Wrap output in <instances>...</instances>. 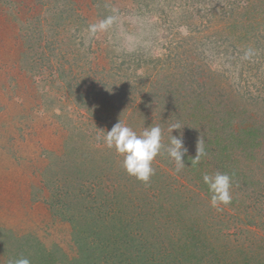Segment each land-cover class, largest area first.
<instances>
[{"label": "trees", "instance_id": "1", "mask_svg": "<svg viewBox=\"0 0 264 264\" xmlns=\"http://www.w3.org/2000/svg\"><path fill=\"white\" fill-rule=\"evenodd\" d=\"M262 3L264 0H0V106L4 107L0 108V125L11 105H15L20 119H6L3 125L10 132L11 127L19 122V132H26V124L22 123V119L32 116L23 109L20 100H32L33 97L37 102L36 110L41 111L35 94L39 88L41 92L48 84L58 82L60 88L54 89L61 90L63 87L72 96V100L66 103L68 110L71 104H75L95 122L109 125V130L119 120L137 133L143 131L142 126L150 128L158 125L162 129V143L167 145L171 139L169 128L178 123L181 128L174 129L172 135L182 138L184 146L188 142L195 143L194 148H197L201 139L207 152L195 166H191V158L196 152L186 153L183 157L186 166L182 171L187 173L190 182L196 185L198 180V187L208 192L203 174L221 172L231 176V186L236 188L243 177L248 179L257 172L252 164L242 163L251 162V159L254 162L260 154L264 156V122L257 117L264 109ZM164 5L183 8L181 19H190L194 28L199 27L197 18L200 12H206L208 19L205 24L215 22L219 25L217 28L210 25L208 30L214 40V47L222 46L227 38L234 39L232 50L226 55H230L227 56L230 61H243L241 88H237L235 83L236 88L222 85L221 82L217 84V81L216 84L212 82L206 90L197 86V82L195 85L179 83V77L168 72L177 63L178 44L173 45L166 59L156 50L152 53L159 62L160 59L165 61L170 78L165 84H161L156 74L150 72L152 66L149 60L145 64L133 62L141 40L132 41V36H156L159 24L166 25L168 18L173 16L165 12H162L163 15L160 13L159 17L155 15ZM203 5L206 9L202 10ZM147 7H151L150 23L142 16ZM122 11L130 12L136 20H123L124 16H120ZM114 14H118L117 21L113 20ZM156 18L160 23L155 21ZM179 21L180 18L175 17L168 23L176 28L183 25ZM102 23H106V27H99ZM93 25L97 26L95 32L91 31ZM229 25L234 29L241 26L238 30L240 33H228L226 28ZM126 35L131 37L128 39ZM157 46L158 43L154 46L158 50ZM184 46H188V43ZM143 65L145 70L140 72ZM204 67L206 74L210 78L216 77V80L223 77L227 69L224 62L220 66L209 63ZM17 72H23L21 78ZM38 75L43 77L40 84L36 80ZM25 77L28 79L25 80ZM212 88L215 89V95L210 92ZM194 91H197V99H205L206 92L216 96L214 107L210 108L208 103L202 101L193 104L194 100H190ZM230 94L236 98L235 103L240 104L234 103L231 109L222 111L218 98L230 97ZM138 96L141 98L140 103L135 104ZM64 97L68 100V96ZM204 121L210 123L209 131H216V134L199 130L197 124ZM66 128L76 131L79 136L77 142L90 140V143L86 148L68 147L69 150L65 152L66 155H73L74 159L68 160L70 164L80 158L70 172L68 183H64L62 175H56L52 181H46L44 186L49 190L47 202L49 199L50 204L46 207L49 206L53 219L58 216L60 221L69 225H75V221L82 225L79 231L71 233V243L75 248L69 249V252H77L73 254L79 256L76 264H102L101 258L112 256L114 259L117 257L112 264H124L127 259H132L134 264H252L250 259L253 257H248L249 253L239 244L229 240L231 237L226 229L230 225L224 224L221 217L215 220V224L220 226L218 233L227 241L220 237L217 239L223 240V243L212 241L207 232L210 229L208 214L201 211L199 202H193V198L186 197L185 203L172 205L174 210H165L164 222L160 227L154 221L159 214L156 215V210L151 208V201L146 200L141 206L143 211L137 212L139 205L133 196L144 192L149 186L154 190L159 184L160 188L169 184L167 179H171V172L169 167L166 170L164 166L170 163L163 162L168 157L164 149L154 159L152 166L155 174L145 184L123 172L118 164L123 157L115 150L92 142L90 132L95 128L94 125L69 118ZM191 137L194 140L190 141ZM95 141L103 142L96 137ZM19 144H22V140ZM79 149L80 153L74 157ZM23 159L2 160L1 165L5 164L6 171L0 173V187L13 185L15 192L21 191L22 186L16 187L17 182H13V178L17 177V172L22 175L34 166L23 162ZM246 183L249 189L253 185V181ZM261 184L262 181H257L254 187ZM171 191L174 192V188ZM260 193L257 188H251L242 199L237 196L239 200L234 198L230 203L240 201L233 207L239 211L245 208L247 212V200L251 201L252 198L259 202L260 207L263 206V200L259 199ZM194 194L199 199L198 192L194 191ZM103 199H109L111 206H104ZM112 199L120 200L119 203L128 210L123 218L122 213L118 214L120 212L112 208ZM93 203L104 211H92ZM112 212L119 216L118 229L112 228ZM261 212L262 208L257 214ZM126 222H131L128 228ZM249 222L254 223V220L250 219ZM36 223L39 224V221ZM138 234L145 238L141 239ZM254 264L260 262L255 260Z\"/></svg>", "mask_w": 264, "mask_h": 264}, {"label": "rangeland", "instance_id": "2", "mask_svg": "<svg viewBox=\"0 0 264 264\" xmlns=\"http://www.w3.org/2000/svg\"><path fill=\"white\" fill-rule=\"evenodd\" d=\"M259 5L261 6V4ZM262 6L264 7V3H262ZM263 7L262 11H264ZM150 8L147 7L144 10L146 13L142 15L143 19L148 23H150L149 20H151L149 17L151 14L149 13ZM161 9V11L155 12L157 17H159L160 13L163 15L162 12L169 14V16H173L168 18L166 24L167 26L159 24L160 28H157L156 36L153 35L152 38L149 37V35H146L144 38L132 36L134 38L132 41L137 39L141 40V44L139 45L140 47L133 56V62L140 61V63L145 64L147 63L146 61L149 60L148 63L152 66L150 72H154L156 74V77H158L161 84H165L167 82V79L169 78L168 72H170L175 73L176 76L179 77V83L186 82L187 84L190 83L195 85L194 83L197 82L196 85L202 87L204 90H206L212 82L213 84H216V81L217 84L221 82L222 85L225 84L226 86H233L234 88H236V86L237 88L238 86L239 88L242 87L243 82L240 83V78L243 70V61H230L227 57L230 55H226L227 52L232 50L233 38H227L225 42L222 43V46L214 47V40L211 38L208 30L211 28L210 25L214 28H217L219 25L215 22L205 24L208 19L206 12H200L199 17L197 18L199 27L194 28L192 27L190 19H187L186 21L181 19L183 8L178 9L174 6L170 7L168 5H164ZM201 9H206V7L203 5ZM122 12L124 15L120 14V16H124L122 17L123 20H136L134 15L130 12ZM117 16L118 14H114V21H117ZM175 17L180 18L179 22H182L183 25L175 28L171 26V23H168L171 18ZM155 21L160 23L158 18H156ZM148 26L151 27V25ZM128 27H130L129 29H132L130 25H128ZM240 28L241 26H238L234 29L233 26L229 25L228 28H226V31L228 33L233 32L238 35V33H240L238 32ZM142 32H144L143 29ZM126 37L129 39L131 36L126 35ZM157 43L158 50L154 47ZM186 43H188V46H184ZM175 44H178L176 48L177 63L169 69L168 72H166L164 59H160L159 62L157 57H155L152 53L156 50L166 59L167 54L170 53L173 45ZM183 48H188V50L183 51ZM221 62H224L227 67V69L224 67V69H226L225 75L223 77H218L217 80L215 79L216 77L210 78V76L206 74L207 70H205L204 65L208 66L210 63L211 65L217 64L220 66ZM141 68L143 69L139 70L140 72H143L145 70V66L143 65ZM262 69H264V67ZM16 70L19 71V68ZM17 73H19V77L21 78L23 72ZM48 73L49 72H47V74ZM230 78H232V81H230ZM24 79L27 80L28 77H25ZM42 79L43 77L38 75L36 80L39 82H37V84L42 83ZM262 81H264V76ZM233 83H235L236 86ZM54 88H60L58 82L48 84L45 88H42L43 90L41 92L39 88L38 93L35 94L36 99L40 102L39 105L42 107L41 111L36 110L37 102L33 99V97L32 100L28 98L20 100V103H23V109L26 112H29L32 116V118L22 119V123L26 124V132L22 134L19 132V122H17L14 127H11L12 124H10V127L12 128L10 132H8L3 125L6 119H20L17 115L18 107L15 105H11L8 113L1 121L0 173L4 174L6 171L5 164L1 165L2 160L5 158L15 161L22 160V158H24L23 162L33 164L34 166L32 169L23 172L22 175L17 172V175L15 176L18 177V180L17 177L13 178V182H17L15 184L16 187L19 188L22 186L21 191L19 190L15 192L13 190V185H11L12 187L9 186L7 188L0 187V264H9L10 260L20 256L29 258L31 264H76L75 261L79 259V256H73V254L77 252H75V250L69 252V249L75 248V246L71 243L73 239L71 233L74 230L79 231V228H81L82 225L77 221L74 222L75 225H69L66 222L64 223L60 221L58 216L57 219H53L54 216L51 214V211L48 208L49 206L46 207V205L50 204L48 203L49 199L47 202L49 190L45 188L44 184L46 181H52V178H55L56 175L57 177H61L62 175V177H64V183H68V181H70V172L76 165L75 162H79L80 158L75 159L70 164L68 163V160H73V155H66L65 152L69 150L68 147L86 148L88 143H90V140L77 142L79 136L76 131H74V129L70 130L66 128L69 118L71 120L77 119L79 123L82 124L87 122L94 125L95 128L90 132L93 137L91 140L92 142H96L97 144L104 146V148H106L104 142L95 141V137L97 140L103 141L102 137L105 131H109V125H102L99 121L95 122L93 118L88 117L84 109H78L75 104H71L68 110L66 103L67 101L72 100V96L69 95V93L66 92L67 90L63 87L61 90L57 89L61 92V94ZM196 92L193 93L190 100H194L193 104L197 101H202L204 103H208V107H214L216 98V96H213L215 93L214 88L210 90L213 94L206 92L204 97L205 99H197L195 96ZM40 93H42V95H40ZM64 95L68 96V100L64 97ZM139 98L140 96H138L137 100H135V104L140 103L141 98ZM53 100H55V103L53 102L54 104H52ZM218 101L221 104L220 107L222 108V111H225L226 109H231L233 107L236 98L234 96L232 97V94H230V97L227 95L225 98H218ZM141 103L143 105V102ZM235 104L240 103L236 102ZM0 108L4 107L0 106ZM58 114L60 115L59 119H57ZM257 117L260 121L264 122V109H261L259 114H257ZM195 123L197 124V122ZM140 127L141 126L138 128L140 129ZM146 127L148 126H142L141 129L144 130ZM197 127L203 133L210 132L216 134V131H209V122L204 121L198 123ZM20 140H22V144H19ZM192 140L194 139L191 137L190 141ZM195 146L196 145L193 142L185 144L188 155L189 153L195 154L197 149L194 148ZM80 151V149L77 150L74 157H76ZM261 155L262 154H260L254 162H252L251 159V162L249 160L242 163V165L246 163L252 164L253 167L257 168V172L254 176L252 175L248 179L243 177V181L239 182L236 188L235 186L234 188L231 186L230 191L232 199L235 198V200H239L237 196L242 199L243 196L251 191V188H257L261 191L259 199L263 200L262 207H260L259 202H255L253 198L251 201L247 200V212H245V208L239 211L233 207V204H237L240 201L234 202L233 204L229 203L219 204L215 207L212 206L210 202V193L204 189L201 190L200 187H198L200 182L196 180L195 184L197 186L194 185V183H191L187 173L182 170L177 172L174 161L170 160L169 157H166L163 162L167 161L170 165L167 163V166L160 160L158 161L162 165H165L164 167L166 170L169 167L168 170L171 172L169 173L171 175V179H167L169 183L168 186L160 188L161 184H159L157 186L158 188H155L154 190H151L149 186L144 192L141 191L139 195L133 196V200L137 203V205H139L136 210L137 212H142L143 210L141 206H144L146 200L151 201V208L156 210V215L159 214L158 218L154 221L158 227H160L161 223L164 222L163 218L166 214L165 212L167 210H174L172 207L173 204H177L179 206L180 204L186 202V197L188 199L193 198V202H195V200L199 202L201 211L208 214L209 220L207 221L210 224V229L207 230V232L214 243L220 244L223 243V240L227 241V239L222 238L218 233V227L220 226H216L215 224V220L221 217L224 224L227 226L230 225V227L226 229V232L231 237L229 240L235 244H239L241 248L246 251V253H249L248 257H253L250 259L252 264L255 263V260H258L260 264H264V156ZM121 161L122 159L120 158L118 164L122 167ZM91 162L89 163L91 164ZM43 169H45L44 173H42ZM122 169L123 172H126L123 167ZM114 173L116 174V172ZM8 181L11 182V180ZM246 181H253V185H251L250 189L246 188L248 186ZM257 181H262V184L254 187L257 184ZM172 188H174V192L171 191ZM194 191L198 192L199 199L196 198ZM50 196H52L51 192ZM147 196L149 197L145 199ZM120 198L123 202V195H121ZM119 202L120 200L112 199V208L116 210L115 212H120L118 214L122 213L121 215L123 218L124 214H126L128 210L125 208V205L123 206ZM159 203L160 205L162 204L161 208ZM94 204L95 203H93L92 211H104L99 210V208ZM102 204L104 206H111L109 199H103ZM259 207L262 208V212L257 214L260 210ZM115 212H112V228L118 229L120 219ZM246 213L250 214V216H245ZM253 214L254 216H252ZM250 219L254 220V223H250ZM37 221H39V224L36 223ZM130 223L131 222H126L127 228L130 226ZM138 235L141 236L140 234ZM85 236L87 237L88 235ZM219 237L223 240L220 239L219 241ZM143 238L145 237L141 236V239ZM164 243L167 244V242H163V244ZM116 259L117 257L114 259L113 256L109 258L104 257V259L101 258L100 262L102 264H112L113 260ZM134 263L135 262L132 259L124 261V264Z\"/></svg>", "mask_w": 264, "mask_h": 264}, {"label": "clouds", "instance_id": "3", "mask_svg": "<svg viewBox=\"0 0 264 264\" xmlns=\"http://www.w3.org/2000/svg\"><path fill=\"white\" fill-rule=\"evenodd\" d=\"M99 27H106V23H102ZM96 28V25L91 26V31L95 32ZM180 128L181 125L178 123L170 126L171 139L167 145H164L160 126L146 127L138 134L119 120L109 131H105L102 139L107 148L115 150L117 154L123 157L121 165L127 174L147 184L151 176L155 174L152 163L161 154L162 149L166 151L170 160L174 161L177 172L186 166L183 157L187 153V148L184 146L182 138L172 135L174 129ZM206 155L204 143L200 139L197 144L196 155L191 158V166L199 164L201 158ZM202 179L210 193L212 206L231 202L232 178L228 173H205ZM9 264H31V261L27 257L20 256L10 260Z\"/></svg>", "mask_w": 264, "mask_h": 264}]
</instances>
